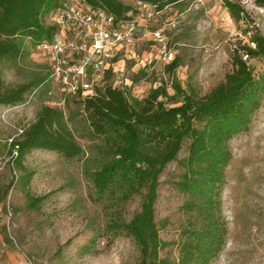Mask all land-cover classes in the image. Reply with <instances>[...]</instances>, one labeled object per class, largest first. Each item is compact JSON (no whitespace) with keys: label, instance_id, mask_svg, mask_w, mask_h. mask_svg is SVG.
Returning a JSON list of instances; mask_svg holds the SVG:
<instances>
[{"label":"rangeland","instance_id":"rangeland-1","mask_svg":"<svg viewBox=\"0 0 264 264\" xmlns=\"http://www.w3.org/2000/svg\"><path fill=\"white\" fill-rule=\"evenodd\" d=\"M48 1L51 8L54 3L68 0ZM121 1L135 4L134 0ZM232 1L242 7L244 1L255 2ZM244 9L246 18L240 22L224 8L223 0H181L165 11L164 33L174 61L181 63L175 77L184 91L205 98L234 71V51H239L243 60L247 54L243 47L256 49L252 39L256 33L264 37V16ZM45 25L51 23L47 20ZM14 40L22 55L0 62L5 91L30 83L39 87L33 88L20 105L0 106V246L5 245L34 264H140L143 251L138 242L127 232L113 236L107 226L119 217L123 224H130L143 212L150 191L143 189L127 202L121 201L119 194L98 200L91 173L104 162L105 141L91 134L78 107L65 108V113L74 116L72 130L84 149L82 156L69 160L37 150L24 158L22 168L17 165L12 141L36 120L46 101L60 103L65 95L48 81L50 59L37 51L39 42L26 36ZM152 53L156 55L157 51ZM143 56L136 49L117 63L123 89L142 101L153 89L166 85L169 95L174 96V77L166 70L169 64L162 60L149 66L147 78L133 84L145 64ZM243 61L256 77L263 73L261 59ZM182 97L176 96L178 104L160 100L170 108L179 106ZM190 143V139H184L177 159L166 166L153 193L159 264H179L181 249L199 221L197 213L185 206L190 196L179 186L187 170ZM228 146L232 160L221 195L228 234L214 264H264V99L248 131L236 135ZM26 173H33L29 184H25ZM40 197H46L40 209L29 208V199ZM8 206L12 210L10 219Z\"/></svg>","mask_w":264,"mask_h":264},{"label":"trees","instance_id":"trees-1","mask_svg":"<svg viewBox=\"0 0 264 264\" xmlns=\"http://www.w3.org/2000/svg\"><path fill=\"white\" fill-rule=\"evenodd\" d=\"M134 1L164 9L181 0ZM255 3L264 8V0H255ZM86 4L92 10H102L113 16L116 22L129 19L131 13L136 14L134 5L121 0H86ZM56 6L58 4L54 3L50 8L48 0H0V62L22 55L14 40L19 36L37 43L52 39L55 28L45 24ZM223 6L236 22L246 18L245 9L239 3L223 0ZM252 42L256 49L245 46L243 50L264 63V37L256 33ZM232 60L234 71L203 99L179 85L175 77L181 66L179 60L166 68L174 77L171 87L175 95L170 96L167 86L161 85L142 101L124 89L113 87L112 72L108 71L103 80L94 85L91 96L66 99L60 107H51L46 101L36 120L12 141L15 161L22 168L24 158L37 150L57 153L69 160L82 156L84 149L77 143L72 130L74 116L67 117L65 113V108L78 107L86 117L91 134L105 141L104 162L91 173L98 200L119 194L118 198L127 202L143 189L150 191L140 215L130 224H123L121 217L113 219L108 230L115 237L127 232L138 242L143 251L140 264H159L160 243L154 224L153 193L166 166L177 159L184 139H190L187 170L179 186L189 194L190 200L185 206L197 213L199 221L181 249L179 264H214L228 234L221 200L225 172L232 160L228 143L236 135L248 131L264 99V70L256 77L239 51H234ZM149 66L140 69L133 84L147 78ZM35 87L39 85L24 84L6 92L0 69V106L24 103ZM177 95L183 96L179 106L167 108L160 100L178 104ZM197 123L202 126L197 127ZM32 177L33 173H26L25 184H29ZM45 199L30 198L28 206L38 210ZM86 249L91 250L90 247Z\"/></svg>","mask_w":264,"mask_h":264},{"label":"built area","instance_id":"built-area-1","mask_svg":"<svg viewBox=\"0 0 264 264\" xmlns=\"http://www.w3.org/2000/svg\"><path fill=\"white\" fill-rule=\"evenodd\" d=\"M65 2L51 10L48 16V22L55 28L52 39H45L36 46L39 53L50 59L48 81L65 95L60 103L48 101L49 106L60 107L66 99L93 95L94 85L100 83L108 71L112 72L113 87L123 89V83L119 82L122 75L116 65L121 57L136 49L144 54L142 67L156 60L166 64L174 61L175 55L169 48L162 22L169 6L158 9L152 4L136 1V14L131 13L129 19L116 22L104 11L92 10L86 0ZM242 4L246 10L264 16V8L255 2L244 1ZM154 50L156 55L152 53ZM249 58V54L243 56L245 61ZM7 213L10 219V206Z\"/></svg>","mask_w":264,"mask_h":264},{"label":"crops","instance_id":"crops-1","mask_svg":"<svg viewBox=\"0 0 264 264\" xmlns=\"http://www.w3.org/2000/svg\"><path fill=\"white\" fill-rule=\"evenodd\" d=\"M0 264H27V261L20 253L11 251L3 245L0 246Z\"/></svg>","mask_w":264,"mask_h":264}]
</instances>
